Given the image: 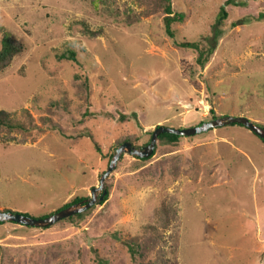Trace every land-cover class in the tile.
<instances>
[{
  "label": "rangeland",
  "instance_id": "obj_1",
  "mask_svg": "<svg viewBox=\"0 0 264 264\" xmlns=\"http://www.w3.org/2000/svg\"><path fill=\"white\" fill-rule=\"evenodd\" d=\"M235 1L172 0L187 12L178 41L211 34L222 6L230 14L195 87L183 73L193 56L164 33L155 0H0V29L26 46L0 70V110L28 127L13 132L25 144L0 139V209L44 218L92 197L108 169L101 157L92 167L93 146L107 152L120 133L197 126L211 109L264 125V0ZM67 49L77 62L58 58ZM123 153L96 192L110 186L108 201L80 226L0 225V264H264V145L248 127L185 136L136 170ZM163 201L179 209L170 226Z\"/></svg>",
  "mask_w": 264,
  "mask_h": 264
},
{
  "label": "trees",
  "instance_id": "obj_2",
  "mask_svg": "<svg viewBox=\"0 0 264 264\" xmlns=\"http://www.w3.org/2000/svg\"><path fill=\"white\" fill-rule=\"evenodd\" d=\"M227 1L229 3L234 2L235 5H240L239 2H236L235 0H227ZM155 7L162 9V12L164 15L162 19L163 29L167 37L173 40V43L175 45L184 48L185 51L192 54L193 60L191 61L188 69H185L183 73L190 80L193 86L195 87L199 86L198 74L210 64V62L212 61L216 53L218 43L224 37L225 27L227 26L229 15H230L228 10L226 9L225 6L221 7L219 16L216 19L215 23L213 24V30L211 34L203 35L201 39L196 40V41H189L187 39L178 41L176 38L177 34L179 33L178 26L185 23L187 19V12L185 10L183 11V10L178 9L176 7V4H174L172 0H155ZM259 17H262V15H260ZM245 21L247 20L246 19L237 20V21H234L232 25L236 27ZM85 32L91 34L94 37H98V36L103 35L104 30L102 28L99 30H91L89 27L86 26ZM0 33H2L1 48H0V70H3L7 68L9 65H11V63L13 62V60L19 53L26 50V46L22 42H20L19 39L12 32L4 31L0 29ZM58 58L60 60H67V61H73V62H77L78 60L77 53L70 51V49H67L66 51H64L62 54L58 56ZM183 65L186 68L185 63L182 64V68H183ZM26 112H27L28 118L30 119L29 120L30 125H32L34 121L33 114L29 110H26ZM220 116L221 115L217 114L214 109H211V117L208 119H202V121L198 125L203 124L206 121L215 119ZM122 117L125 118L127 116L122 115ZM257 124L264 128V125L262 123L257 122ZM241 125H244V124H241ZM19 128L25 130L28 127L26 123L16 121V119L13 117V114L11 112L1 109L0 110V139L6 138L9 141L18 140L22 144L27 143L28 139L26 136L24 137L22 136L18 138L15 134H13V132ZM212 130L214 129H210L209 131H212ZM153 131L154 130H151V129L144 131L143 133L144 135H141L137 132H132V131L120 133L112 144L109 143L110 145H108L107 152H105V149L103 148L104 143L101 141H98L97 144L93 146L95 151H94V155L92 156L96 160L93 161L94 165H92V167L97 166V160L99 157H101V159L105 161L106 168H109L114 156L117 153L118 148L125 142H131L135 147L143 148L144 146L150 143ZM3 133H5V135H3ZM106 133H107V136L109 137L108 135L109 132H106ZM252 133L264 145V139L257 133L253 131ZM193 136L195 135L187 136V137H193ZM184 137L185 136L177 135L174 133H162L158 138V143L156 145L153 155L149 157L135 156L136 162L134 161L131 164V169L136 170V169H139L147 165V163L152 160L153 156L156 154L157 150L160 148L165 149L166 147L180 146L182 139ZM169 152H171V150L164 151L162 153H169ZM124 155L125 154L122 153L120 158L122 157L124 158ZM168 160L169 158H161L159 162L160 164H164ZM105 170H106L105 168L102 170V174L105 173ZM107 189H108V192L105 198L103 200H99L90 209H87L83 212H78L74 215H71L67 218L60 220L59 222L65 223V226L66 225L80 226L83 222H85V220L90 215H92L93 211L98 207V205H102L108 201L109 196H110V186H108ZM102 194H103V191L100 193L99 198ZM89 198H91L89 194L73 196L69 201L61 205L56 211H53L47 214L46 216H49L60 210L72 207L79 203H86V200H88ZM105 209H106V206L102 208L101 214L104 213ZM0 210L1 211H11L10 209H0ZM157 211L164 215L165 223L167 226H170V224H172V222L177 220L179 217V209L177 205L174 204L173 202L163 201L162 204L158 206ZM6 222L8 221L0 220V225H4ZM10 222H13V221H10ZM54 225L46 226L42 228L47 229V228L53 227ZM26 226L36 228V226H29V225H26ZM11 233H15L16 235H22L18 233L17 230H14ZM6 236H7V230L6 232H4L3 235L0 236V238L6 237ZM77 250H78V253H80L81 248H78ZM160 256H162L161 259L163 260V254H160ZM3 257H4V250L2 246L0 245L1 262H2ZM165 261L170 262L171 260L166 258ZM99 262L100 264H109L107 260L102 259V258L99 260ZM175 264H178L177 260H175Z\"/></svg>",
  "mask_w": 264,
  "mask_h": 264
},
{
  "label": "water",
  "instance_id": "obj_3",
  "mask_svg": "<svg viewBox=\"0 0 264 264\" xmlns=\"http://www.w3.org/2000/svg\"><path fill=\"white\" fill-rule=\"evenodd\" d=\"M229 123L244 124L251 131L257 133L264 139V128L259 126L257 123H255L250 118L244 115L218 117V118L206 121L203 124L193 126V127H187V128H173V127L159 125L154 129L150 143L144 146L142 149L136 148L131 142H125L118 148L117 153L114 156L109 168L107 169V171L103 174L101 178V186L94 187L92 189V192H91L92 197L86 200V203L76 204L72 207L60 210L56 213L46 216L45 218H33V217L26 216L24 214L13 212V211H1L0 210V220L13 221L21 225H29V226L46 227V226L54 225L55 223L59 222L60 220L64 218H67L78 212H83L87 209H90L94 204L97 203V201L103 200L105 198L108 192L106 188L103 190V194L100 196L99 199L97 198L96 192L101 190L105 179L114 170L115 163L119 159L120 155L124 151H126V148H128V151L131 154L137 155L139 157H149L153 155L156 145L158 143V138L162 133H174L177 135L187 137V136H192V135H196L199 133L207 132L210 129H216L220 126H223Z\"/></svg>",
  "mask_w": 264,
  "mask_h": 264
}]
</instances>
